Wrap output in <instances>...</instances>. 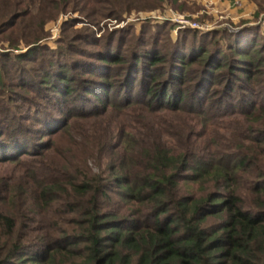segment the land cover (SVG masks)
I'll return each instance as SVG.
<instances>
[{"label": "trees", "instance_id": "obj_1", "mask_svg": "<svg viewBox=\"0 0 264 264\" xmlns=\"http://www.w3.org/2000/svg\"><path fill=\"white\" fill-rule=\"evenodd\" d=\"M140 1L167 0H0V41L28 49L0 52V164L16 169L0 173V264H264L260 32L232 55L140 38L35 69L51 20ZM226 117L233 136L214 139Z\"/></svg>", "mask_w": 264, "mask_h": 264}, {"label": "rangeland", "instance_id": "obj_2", "mask_svg": "<svg viewBox=\"0 0 264 264\" xmlns=\"http://www.w3.org/2000/svg\"><path fill=\"white\" fill-rule=\"evenodd\" d=\"M28 4L30 2L25 1L20 8L24 9ZM155 5V1L133 2L132 6L138 8L130 14L126 13L121 20L101 18L95 21L80 12L59 15L46 24L48 37L43 41L44 49L37 52L39 59L35 64L38 75L43 73L41 68H47V61H54L56 57L61 62L73 59L89 62L93 61L90 55L106 49L115 52L119 45L124 46L123 53L129 52L140 43V38L150 43L156 38L159 45L167 42V48L174 41L188 40L190 43L193 39L198 42L204 39L210 46L214 45V49L223 45L226 55H232L228 45L245 36L244 30L252 29L253 34L260 32L258 44L264 46V0H179L175 4L167 0L161 8L151 9ZM145 6L148 8H143ZM21 47L22 50L13 51L10 40L0 41V52L12 54L28 50L24 44ZM225 53L218 57H224ZM3 61L0 57V66ZM6 65L7 70L13 68L11 62ZM13 74L10 73L7 81L14 79ZM184 118L189 122L187 117ZM230 118L226 117L220 127L211 131L214 139L233 136L236 123ZM29 123L37 127L34 122ZM15 170L12 163L0 164V173L5 172L7 177Z\"/></svg>", "mask_w": 264, "mask_h": 264}]
</instances>
